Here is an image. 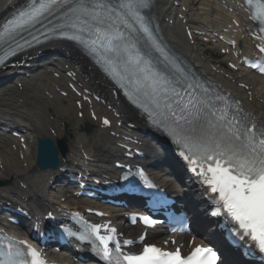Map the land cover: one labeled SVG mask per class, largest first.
Instances as JSON below:
<instances>
[{
    "label": "snow or ice",
    "instance_id": "1",
    "mask_svg": "<svg viewBox=\"0 0 264 264\" xmlns=\"http://www.w3.org/2000/svg\"><path fill=\"white\" fill-rule=\"evenodd\" d=\"M247 3L251 7L253 0H247ZM147 6V0H119L116 5L106 0H29L25 8L0 27V42L14 38L17 32L34 27L42 23L44 17L63 9V15L59 17L62 23L49 31L73 40L82 39L78 33L94 34L96 38L89 42L92 52H97L99 45L105 53H114L122 60L123 71L118 72L115 61L110 57L103 58L104 64L108 65L105 71L117 80L120 87L125 86L121 81L127 79L135 94L147 90L145 94L157 108L163 102L167 112L162 115L167 118L170 113L173 118V124L166 130L183 149L180 155L189 163L190 170L213 194L218 205L214 214H225L234 222L236 230L231 231V235L241 241L245 238L251 240L264 253V129H258L254 123L242 124L235 117L229 118L224 108L215 107L190 93L186 97L181 95L170 86V81L153 72L151 61L136 46L132 36L134 32H142L151 46L168 59L139 11ZM128 17L134 23H129ZM253 19L264 23V0L255 5ZM62 29L72 32L60 31ZM123 29L127 30V35ZM42 35L50 38L46 33ZM33 40L40 42L38 36H33ZM25 43L30 46L29 41ZM17 47L23 45L17 44ZM260 51L264 52V48ZM6 57L7 53L0 57V65L4 64ZM125 94L135 102L133 93ZM103 123L108 125L109 121L105 119ZM143 220L146 224L151 223L147 217ZM94 230L98 231V228ZM116 250L120 251V243L116 244ZM28 253L32 257L30 264H44L35 249L29 248ZM104 255L105 258L110 256L107 244ZM8 256V259L0 260V264H29L10 258L11 253ZM219 259L212 247L198 246L190 255L182 257L179 249L169 252L155 245H145L140 253L122 255L116 264H217Z\"/></svg>",
    "mask_w": 264,
    "mask_h": 264
},
{
    "label": "bare ground",
    "instance_id": "2",
    "mask_svg": "<svg viewBox=\"0 0 264 264\" xmlns=\"http://www.w3.org/2000/svg\"><path fill=\"white\" fill-rule=\"evenodd\" d=\"M16 0H0V20L3 18V16L6 14V5L7 3L11 2V4L13 2H15ZM160 2L158 3V12L160 17H167L170 19H174V23L171 25H168V33H169V37L172 41V44L174 46V48H176L178 51H180L182 54H184L188 59H190L191 61H193L194 63H196L206 74L209 73V75H217L214 76L216 79L220 80V77L222 78V80L224 81L225 84H228L230 86H233L232 84V80L236 79L238 81H236V85L238 83H243L245 84V86H248V90L244 89V90H235L234 94L237 96V98L242 101L245 106L251 111L254 112L256 116L262 115V117H260L263 121H264V80L260 79V78H256V77H252L247 73H240L239 75H236L235 78L233 79H226L225 78V74L221 75V74H217L216 72L212 71V67H210L206 60L204 59V57L198 52L196 46H191L190 44H188L183 36L182 33V27L180 24H176L177 20H179V16L181 14H184L185 17L188 20V25L199 29L200 31L205 32L208 36H212L213 34L209 35L208 34V27H206L204 20L199 17V15L201 14L202 17L208 21L209 23H213V22H221L224 23L226 22L228 15L223 14L219 7H218V3L220 2H225L230 8H232V2L229 0H194L193 2H191V0H174V1H179V9L177 11L174 10L173 7L169 8L168 6L170 5V0H159ZM195 4V5H194ZM190 5H193L192 8H190ZM182 8H186L187 12H182ZM195 18H199V20H195ZM230 24V20L227 21ZM236 22H238L240 25H243V20L242 19H236ZM170 24V23H168ZM221 34V32L219 33V35ZM242 38V34H240L237 39H241ZM245 40H243L244 42ZM246 44V43H244ZM222 49H225L224 47H222ZM71 59L68 58H64L65 63L71 62L72 60H75L78 62L79 65H83V61H82V57H80L79 55L76 54H70ZM66 64V65H68ZM64 68V67H63ZM84 66H80L79 69H76V71H80L83 70ZM59 74H62L63 72L61 71V69L56 70ZM220 76V77H219ZM56 82H49L47 84H44L42 86H40L39 88H36V94L29 96L27 98V100H22V101H18L16 102V104L19 106L20 108V113L19 116L26 120L28 122V124H32L31 128L32 130H35L36 133H33V135L31 134V138H32V145H30V157L31 160L30 162L26 165V167H22L20 164H18V170H12L11 172H13V177L12 180L18 181L19 184H24L26 186V189H22L20 192H14L13 190H8V191H2V194H5V197H10V196H15V197H19V198H26V199H32V203L35 204V202L37 203V205H39V207H43L46 204L49 203H56V200L53 198L54 195H49L46 190V185L49 183L50 181V176H52V173H50L51 171H47V172H41L39 171L36 166H35V162L34 159H32V157L35 155V151H33V147H34V139L37 136H41L42 133H45V128H48L47 125L50 124V118L47 119V112L48 109L47 108H42V104L45 103L46 101H57L58 99L55 97V86H56ZM87 86L90 87L91 89H93L94 91L100 93L104 99V101L107 102V107L111 106L115 109L118 110V114L120 115V118L115 120L114 125L115 128L117 130L118 127L116 126V124L118 122H122L123 125H125L128 122L134 123V120H136V115L135 113H133L130 109H128L126 107V105L120 101L115 99L109 89H107L106 87H102L101 85L96 84V79L94 77H89V81L86 82ZM46 92H49V95H46ZM250 93V94H249ZM252 99V101L250 102L249 99ZM31 99L35 104L39 105L41 108L37 111V116H36V123H31V117H33L32 112H28L26 111V108L23 106H26L28 104V100ZM37 102V103H36ZM107 107H103L102 105H98V111L103 112V113H107L110 114L107 110ZM68 108L65 107H61L59 105L58 107V113L60 115L63 114H67L68 113ZM46 113V114H45ZM45 114V115H44ZM78 114V112H77ZM76 114V115H77ZM50 116V114H49ZM48 116V117H49ZM77 122V126L82 127L84 125H91V126H95V124L91 121H85L84 120H79L76 119ZM97 128H99V123ZM57 129H58V138H67V136L65 135L63 129H62V122L57 124ZM78 131V130H77ZM112 132H115V130H111ZM72 139L67 138V142H68V147H69V153L65 158H61V167H63L64 162H70V161H74V162H81L80 160V154L82 153V150H84V152L86 154L88 153H94L92 149H87L84 145V141H87L90 139V137L85 136L83 134H81L79 132V134L77 136L72 135ZM98 137H96L97 139ZM152 155V158L154 155H158L157 151H153L150 153ZM2 157H4L5 159H11V157L5 153V150L2 153ZM10 157V158H9ZM96 157H94L95 159ZM164 160L163 157H159L158 159L152 162H155L157 166H159L160 170L155 169L153 174L156 178L160 179L162 182L166 183L167 182V175H166V170L169 168L167 165H165L164 163H162V161ZM14 164V162L11 164V166ZM12 168V167H11ZM162 168V169H161ZM16 169V168H14ZM171 188H175L176 184L172 183L170 184ZM61 198V197H60ZM59 198V199H60ZM192 200H195V193H193V195H191ZM68 205L70 206H75L77 208H84V207H92L94 205L93 202L91 201H85L82 200L81 202H71L68 203ZM124 230V229H123ZM134 231H136V234H139V231H137V229H132ZM198 238V243H204L205 239L204 236H202V234H198L197 236Z\"/></svg>",
    "mask_w": 264,
    "mask_h": 264
},
{
    "label": "rangeland",
    "instance_id": "3",
    "mask_svg": "<svg viewBox=\"0 0 264 264\" xmlns=\"http://www.w3.org/2000/svg\"><path fill=\"white\" fill-rule=\"evenodd\" d=\"M36 103H37V102H36ZM45 114H46V113H45ZM45 114H44V115H45ZM46 115L49 116V113L47 112ZM49 117H50V116H49ZM75 122H76V120H75ZM76 124H77V122H76ZM43 134H44V133H42L41 136H43ZM78 134H79V132H77V135H78ZM33 151H35L34 147H33ZM2 153H3V152H2ZM9 158H10V157H9ZM11 167H12V168H11L12 170H18V163H16V162L14 161V164H13ZM14 168H16V169H14Z\"/></svg>",
    "mask_w": 264,
    "mask_h": 264
}]
</instances>
